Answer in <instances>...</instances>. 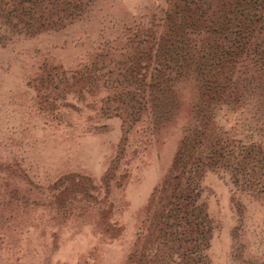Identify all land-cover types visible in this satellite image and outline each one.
Segmentation results:
<instances>
[{"label":"rangeland","instance_id":"rangeland-1","mask_svg":"<svg viewBox=\"0 0 264 264\" xmlns=\"http://www.w3.org/2000/svg\"><path fill=\"white\" fill-rule=\"evenodd\" d=\"M0 264H264V0H0Z\"/></svg>","mask_w":264,"mask_h":264},{"label":"crops","instance_id":"crops-1","mask_svg":"<svg viewBox=\"0 0 264 264\" xmlns=\"http://www.w3.org/2000/svg\"><path fill=\"white\" fill-rule=\"evenodd\" d=\"M160 165H162V161L159 163ZM152 168H150L149 166V170H151ZM151 173V172H150ZM150 173H145L143 180L141 181L142 184L140 185V187L137 189V191H135V193H133V195H131V199L136 198L137 200V204L139 205V203H143L144 201H146L147 197L149 196V193L151 191V188L153 186V184L156 182L157 178L155 179H151V175Z\"/></svg>","mask_w":264,"mask_h":264}]
</instances>
